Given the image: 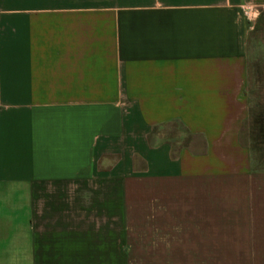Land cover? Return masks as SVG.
I'll list each match as a JSON object with an SVG mask.
<instances>
[{"label":"crops","instance_id":"0c3cea01","mask_svg":"<svg viewBox=\"0 0 264 264\" xmlns=\"http://www.w3.org/2000/svg\"><path fill=\"white\" fill-rule=\"evenodd\" d=\"M263 10L0 0V264H129L144 213L158 234L237 233L219 214L209 229V213H233L226 226L264 249L246 131Z\"/></svg>","mask_w":264,"mask_h":264},{"label":"rangeland","instance_id":"374dc122","mask_svg":"<svg viewBox=\"0 0 264 264\" xmlns=\"http://www.w3.org/2000/svg\"><path fill=\"white\" fill-rule=\"evenodd\" d=\"M258 38L248 51L246 92L253 109H259L264 102V27ZM253 121L248 118L246 123L248 140ZM175 133L180 134V130ZM218 214L223 217L219 220L225 223L223 229L240 232L158 234L153 232L155 221L152 213H144V217L137 220V225L143 226L145 231L130 235L127 249L129 264H264V249L253 247L252 236L242 232L247 228L226 226L233 213H209V229H214L211 228L216 221L213 217ZM235 214L240 219L247 217L248 213Z\"/></svg>","mask_w":264,"mask_h":264},{"label":"trees","instance_id":"16d2710c","mask_svg":"<svg viewBox=\"0 0 264 264\" xmlns=\"http://www.w3.org/2000/svg\"><path fill=\"white\" fill-rule=\"evenodd\" d=\"M264 25V10L260 13L258 21L254 29L248 35V51L254 41H258V36L263 29ZM250 112L253 114L251 115ZM248 118L254 119L252 123V133L250 134L249 146L251 151V168L254 171H264V102L260 105L259 109H253L249 103V116ZM180 134L173 133L171 137H175L174 144L184 143L187 138L181 139ZM177 145V146H178Z\"/></svg>","mask_w":264,"mask_h":264}]
</instances>
